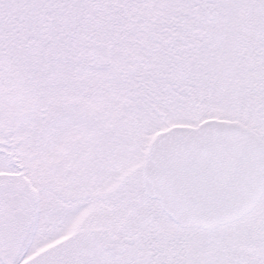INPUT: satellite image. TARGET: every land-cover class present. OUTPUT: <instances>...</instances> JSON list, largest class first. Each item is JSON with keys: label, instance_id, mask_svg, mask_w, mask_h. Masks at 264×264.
<instances>
[{"label": "snow or ice", "instance_id": "obj_1", "mask_svg": "<svg viewBox=\"0 0 264 264\" xmlns=\"http://www.w3.org/2000/svg\"><path fill=\"white\" fill-rule=\"evenodd\" d=\"M0 264H264V0H0Z\"/></svg>", "mask_w": 264, "mask_h": 264}]
</instances>
